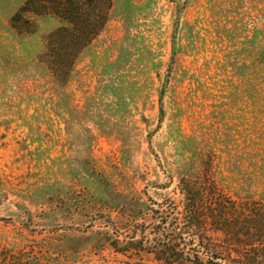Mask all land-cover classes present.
<instances>
[{"label":"rangeland","instance_id":"1","mask_svg":"<svg viewBox=\"0 0 264 264\" xmlns=\"http://www.w3.org/2000/svg\"><path fill=\"white\" fill-rule=\"evenodd\" d=\"M25 1L0 0V264H195L184 175L264 209V0H112L62 80L66 23L22 35Z\"/></svg>","mask_w":264,"mask_h":264},{"label":"trees","instance_id":"2","mask_svg":"<svg viewBox=\"0 0 264 264\" xmlns=\"http://www.w3.org/2000/svg\"><path fill=\"white\" fill-rule=\"evenodd\" d=\"M111 2L26 0L10 19V27L22 35L30 33L33 24L28 16L53 15L66 23L48 36L47 52L42 55L51 76L62 80L70 62L103 27ZM179 187L185 198L186 225L198 239L195 264H204L200 255L206 257L205 264H264V209L250 204L237 205L210 181L198 183L189 175L180 178ZM201 210L204 212L200 213ZM208 230L212 231L214 240L205 239Z\"/></svg>","mask_w":264,"mask_h":264}]
</instances>
